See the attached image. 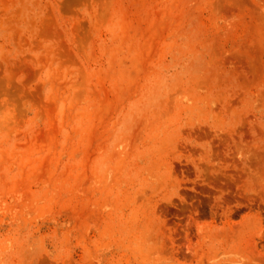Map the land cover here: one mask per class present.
<instances>
[{
  "label": "rangeland",
  "instance_id": "374dc122",
  "mask_svg": "<svg viewBox=\"0 0 264 264\" xmlns=\"http://www.w3.org/2000/svg\"><path fill=\"white\" fill-rule=\"evenodd\" d=\"M0 264H264V0H0Z\"/></svg>",
  "mask_w": 264,
  "mask_h": 264
}]
</instances>
